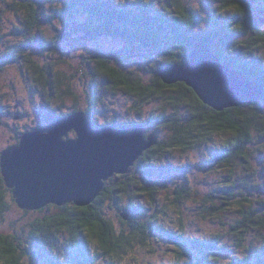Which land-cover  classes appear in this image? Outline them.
<instances>
[{"label": "trees", "instance_id": "1", "mask_svg": "<svg viewBox=\"0 0 264 264\" xmlns=\"http://www.w3.org/2000/svg\"><path fill=\"white\" fill-rule=\"evenodd\" d=\"M127 1L62 0V6H47L42 0H0V3L8 4L9 11L18 14L22 23V26L15 27L13 31L20 39L12 41L11 45L0 41V73L7 70L12 63L19 67L21 74L31 82V86L46 98L43 105L46 107L44 117L47 124L77 112H85L92 124L99 127L92 120L89 109L96 105L95 99H100L95 89L98 81L114 90H123L139 101L161 99L160 97H164L169 91L175 93L166 97L171 114H163L155 119L168 129L167 136L159 139L135 164V169L141 170L139 173L116 175L114 180L119 179V182L113 185L105 182L103 192L89 206L49 205L47 208H53L50 216L29 224L31 230L28 247L16 233H0V264H26L25 257L35 253L43 254L50 264H61L54 256V251L60 244H65V248L69 250L71 245L79 246L83 259L80 261L79 252H76L72 256V263L97 264L114 259L115 264L123 260V257L134 250L135 243L145 245L150 236L149 232L155 231L152 226L155 217L146 221L137 220L135 211L139 208L135 207L132 201L137 195H141L148 197L149 202L156 205L159 189L153 185L148 186L146 180L137 178V175H151L157 170L154 163L164 162L166 155L173 150L194 149L211 140L213 135L224 134L227 139L219 150L212 153L216 166L221 167L225 176L222 179L223 185L216 187L205 197V212L219 214L223 210L215 204L219 200L225 205H235L238 220L237 224L233 225V231L239 236L240 245L248 229H264V200L258 201L256 206L254 199L247 194L253 196L251 192L264 188L262 184H247L248 178L252 181L256 179L248 150L255 141V133L264 139V106L261 109L255 106L264 105V101L218 112L206 105L185 83L168 85L161 77L164 69L186 66L192 48L202 42L218 54L224 64L242 71L264 88V55L260 54H264V31L259 27L264 13H260L258 17L256 0H218L221 11L208 17L207 22L213 27L206 29L203 18L192 12L187 0H163V4H159L158 0ZM76 13L81 15L82 23H75L71 28L68 23H63L66 18L74 17ZM55 19L60 20L63 26L56 28ZM211 20L217 21L213 23ZM53 25L56 34L49 39L44 30ZM99 39L122 43L123 56L127 58L131 54L140 56L142 51L149 53L156 63L155 68H150L154 77L151 83L145 84L141 80H134L114 66L112 58L103 54L94 56L91 58L95 63L92 73L83 75L86 79L82 77L86 80L84 101L88 103L87 109L83 111L80 107L82 94L76 90L77 86L73 81L77 76L69 77L54 67L53 62L42 64L38 57L47 53L58 54L62 57L61 63H66L63 52L67 51V48ZM256 52L259 55H255ZM69 100L72 106L66 105ZM40 113L43 114V110ZM117 124L119 123L112 120L101 127L134 125ZM135 124L148 127L150 123L143 121ZM37 128L39 127L36 126L33 130ZM145 136L149 134L145 133ZM2 152L0 151V160ZM235 165L242 166L245 173L247 172L246 175L243 174L245 177L242 179L240 175L239 181L234 177ZM183 169L184 173L188 172L186 168L177 170ZM258 194H261V191ZM175 195L176 205L182 206L183 200L190 196V191L181 187L176 190ZM9 198L15 202L12 191L6 186L0 165V227L9 219ZM123 199L131 204L118 208L117 217L122 224L129 226L130 231L127 233L125 230L116 231L103 212L106 201L120 203ZM126 209L131 212L128 221L122 218ZM64 235L68 237L65 242L60 240ZM164 235L168 238L174 237L172 234ZM171 242L178 245L172 240ZM188 242L190 244L184 243L187 246L180 242L179 245L185 251L192 247L202 253L206 250L214 253L219 249L211 241L188 239ZM185 254L181 253V256L185 257ZM184 262L182 259L176 264H192ZM230 264H264V259L256 258V262L237 259Z\"/></svg>", "mask_w": 264, "mask_h": 264}, {"label": "rangeland", "instance_id": "2", "mask_svg": "<svg viewBox=\"0 0 264 264\" xmlns=\"http://www.w3.org/2000/svg\"><path fill=\"white\" fill-rule=\"evenodd\" d=\"M124 1L128 2L127 0H121V2ZM42 2L47 6L63 5L62 0H42ZM164 2L158 0L159 4ZM187 3L195 15L203 18L205 28L211 29L213 25L207 20L213 13L217 14L221 11L218 0H187ZM8 7V4L0 3V41L11 45L13 44L12 41L20 39L13 31L15 27L22 26V23L18 14L9 11ZM255 7L257 15L260 17V13H264V0H256ZM222 14L221 16H223ZM261 18H264V15ZM211 21L214 23L217 20ZM54 23L56 28L62 27L63 23H68L67 25L71 28L75 23H82V20L81 15L76 13L74 17L66 18L63 23L58 19H55ZM259 27L264 31V23L260 24ZM44 34L52 39L56 34L54 25L53 27H47ZM4 50L5 47L3 46L2 51L4 52ZM123 50L122 43L110 39H99L79 45L76 44L74 48L69 47L67 51H62L66 63H61L62 57L58 54L51 55L50 53L42 54L38 57V60L42 64L53 62L54 67L65 72L69 77L77 76L73 81L77 86L76 90L82 94L80 107L84 111L87 109L88 103L84 101L86 97L84 99L83 96L86 90V77H83V75L87 76L88 73H92L95 63L91 61V58L94 56L103 54L112 58L115 63L114 66L123 70L134 80H141L145 84L151 83L154 76L150 68H155V59L145 51H142L140 56L131 54L127 58L123 56ZM260 54L264 55L262 52ZM255 55H259V53L256 52ZM88 61L91 63H88ZM95 89L100 99H95L96 105L92 108L89 107L92 120L99 126H94V128H102L101 126L112 120L119 123L117 125L147 121L150 124L145 127L146 134H155L159 139H164L167 136L168 129L155 119L163 114H171V107L167 104L166 97L175 93L167 92L164 96L165 99L160 97L161 99L151 101H139L125 91L114 90L101 81L96 82ZM45 100V96L31 86V82L21 74L15 63H12L7 70L0 73L1 152L20 144V138L24 132L32 131L36 126L47 125L44 117L46 107L43 105ZM66 105L72 106L71 101H67ZM263 106L259 104L255 108L261 109ZM41 110H43V114L40 113ZM118 128L123 127L118 126ZM255 134V141L248 152L250 153L252 172L256 174V179L252 181L248 178L247 182L249 183L247 184H262L264 187V139L259 138L257 133ZM74 137V133L70 132L68 138ZM226 141L224 134L213 135L211 140L194 149L188 151L173 150L172 153L166 155L164 162L157 161L154 163L157 165V170L151 175L147 173L137 175L139 179L144 178L148 186L153 185L159 189L156 205H152L148 197L141 195H137L132 201L135 207L139 208L135 211L137 220L146 221L155 217V222L152 224L155 231L149 232L150 236L145 245L139 242L135 243L134 250L115 264H176L182 259H184V263L190 262L192 264H230L237 259H248L251 262H256V258H259V260L264 259V229H248L244 241L242 240V245H240V238L233 231V225H236V220H238L236 206L222 204L219 200L215 204L223 210L217 215L206 213L203 206L205 197L211 194L216 187L223 185L224 172L220 166H216L212 153L217 149L219 150ZM178 168H186L188 172L184 173V169L182 171L177 170ZM234 169V177L237 181L240 180V175H242V179L247 174L242 166L235 165ZM140 171L135 169L134 165L128 174L139 173ZM114 177L106 182L111 185L118 183L119 179L114 180ZM181 187H186L190 191V196L188 199L183 200L182 206H178L176 205L177 195H175V192ZM259 191H261V194H258ZM251 193L253 196H250V193L247 194L254 199L256 206L258 201L264 200V188ZM9 202L11 203V211L8 213L9 219L0 227V233H16L24 241L25 246L28 247L31 230L29 224L38 219H43L47 215L50 216L53 208L30 212L21 210L12 201V198H9ZM128 203L131 204V202L123 199L120 203L108 200L104 204L103 212L118 232L125 230L127 233L130 231L129 226L122 224L117 217L118 208L125 205L128 207ZM164 234H172L174 237H169V239ZM188 239L211 241L219 249L214 253L208 250L202 253L192 247L190 250L185 251L179 245V242L187 246L184 243L190 244ZM60 240L65 242L68 237L61 236ZM171 240L178 245L173 244ZM65 247H67L65 244L58 246L54 251L55 258L61 264H76L75 262L72 263V256L80 251L79 246L73 247L71 245L70 250ZM181 253H186L185 257H182ZM78 255V259L81 261L83 253L79 252ZM113 262H115L114 259H109L100 261L97 264H113ZM24 263L50 264L41 253H35L33 256L28 254L24 259Z\"/></svg>", "mask_w": 264, "mask_h": 264}, {"label": "water", "instance_id": "3", "mask_svg": "<svg viewBox=\"0 0 264 264\" xmlns=\"http://www.w3.org/2000/svg\"><path fill=\"white\" fill-rule=\"evenodd\" d=\"M161 77L168 85L185 83L218 112L264 101L263 87L224 64L202 42L194 45L186 66L164 69ZM70 132L74 138H68ZM158 141L155 134L145 136L142 125L96 129L85 112H77L25 133L20 144L2 152L1 171L21 210L86 207L106 181L128 174ZM130 215L126 209L122 218L128 221Z\"/></svg>", "mask_w": 264, "mask_h": 264}, {"label": "clouds", "instance_id": "4", "mask_svg": "<svg viewBox=\"0 0 264 264\" xmlns=\"http://www.w3.org/2000/svg\"><path fill=\"white\" fill-rule=\"evenodd\" d=\"M55 122V121H54ZM48 125V124H47ZM134 125H140V124H134ZM94 126V125H93ZM130 126H132V125H130ZM41 126H39V128H40ZM43 127V126H42ZM38 129V128H37ZM100 129V128H99ZM32 131H34V130H32ZM30 132V131H29ZM27 133V132H26ZM20 140H21V138H20ZM5 151V150H4Z\"/></svg>", "mask_w": 264, "mask_h": 264}]
</instances>
